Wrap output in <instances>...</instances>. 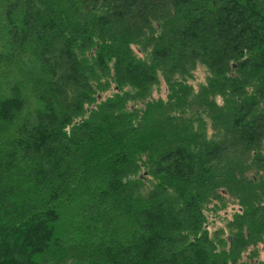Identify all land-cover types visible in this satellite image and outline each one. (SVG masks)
I'll return each instance as SVG.
<instances>
[{
	"label": "trees",
	"instance_id": "trees-1",
	"mask_svg": "<svg viewBox=\"0 0 264 264\" xmlns=\"http://www.w3.org/2000/svg\"><path fill=\"white\" fill-rule=\"evenodd\" d=\"M0 53V264H264V0H0Z\"/></svg>",
	"mask_w": 264,
	"mask_h": 264
},
{
	"label": "rangeland",
	"instance_id": "rangeland-1",
	"mask_svg": "<svg viewBox=\"0 0 264 264\" xmlns=\"http://www.w3.org/2000/svg\"><path fill=\"white\" fill-rule=\"evenodd\" d=\"M37 19V18H36ZM23 49V51L25 52L26 51V49H28V47H25V48H22ZM1 54V53H0ZM16 62V61H15ZM16 65V63L14 64V67H8L9 69H8V71H11L12 73H14L16 70H18L19 69V66L17 67V66H15ZM8 74H5V71H0V77L1 78H3L4 76H7ZM12 75V74H11ZM6 80H11V81H13V86H14V88L16 87V82H15V79L13 78V79H10V78H6ZM0 82L2 83V81L0 80ZM161 95L163 96L164 95V92H163V89H162V92H161ZM63 108V107H62ZM59 109V111H62L63 113L65 112V109ZM242 117H240V118H238V121H241L242 122ZM170 146V144H166V145H164L162 148H161V153L162 154H164L165 153V150H166V148H168ZM83 199H84V197H83ZM146 217V216H145ZM147 218V217H146ZM80 221H81V219H80ZM220 223V225H222V223L221 222H219ZM218 225V223L216 222V226ZM145 246V245H144Z\"/></svg>",
	"mask_w": 264,
	"mask_h": 264
}]
</instances>
